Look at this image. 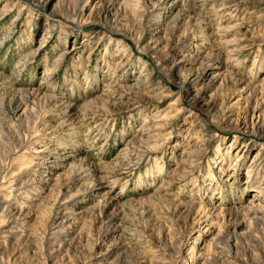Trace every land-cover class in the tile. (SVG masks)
<instances>
[{"label": "rangeland", "instance_id": "rangeland-1", "mask_svg": "<svg viewBox=\"0 0 264 264\" xmlns=\"http://www.w3.org/2000/svg\"><path fill=\"white\" fill-rule=\"evenodd\" d=\"M254 124L264 0H0V202L29 216H13L0 262L16 251L17 264H151L152 246L164 264L203 261L230 237L244 257L264 234ZM60 190L48 257L35 239ZM188 206L202 217L193 228Z\"/></svg>", "mask_w": 264, "mask_h": 264}, {"label": "bare ground", "instance_id": "bare-ground-1", "mask_svg": "<svg viewBox=\"0 0 264 264\" xmlns=\"http://www.w3.org/2000/svg\"><path fill=\"white\" fill-rule=\"evenodd\" d=\"M37 1L38 2H42L43 0H37ZM240 1L241 0H224L225 3L227 2V3H231V4L232 3L237 4V2H240ZM76 15H77V13L75 12L74 16H76ZM158 16H159V14H158ZM149 47H150L149 50H151L153 52H158V49H157L158 47L157 46H153V47L149 46ZM159 60H160L159 63H161V64L166 63V57L159 56ZM192 78L193 77H190L188 79V82L193 83L195 81V78H193V79ZM236 81H237V84H241L243 82L242 80H238V79ZM134 85L136 86V91H135L136 92V96L139 97L142 100V98L144 97L143 91L145 89H147V88H150V85L147 82H145V81H143L141 83H135ZM244 87H246V85H244ZM253 93L254 94H258L256 89H253ZM165 97H167V96L160 97L161 102H163L162 100L165 99ZM259 110H260V106L258 104H256L253 107L252 113L256 114ZM252 122H254V121H252ZM254 126L259 128L258 130H262L264 128V124H262V125H257V124L255 125L254 124ZM203 144H205V142H203L202 145ZM13 153H15V152H13L12 150L9 149V151H7L6 155L4 157H2V160L6 161V160L11 159ZM7 164H8V161H7L6 164H1V166H0V170H1L0 174L2 173V171L4 169V166H6ZM250 165H252V166H250L248 168V179L250 177H252V175L254 174V170H255L254 169L255 168L254 167L255 166L254 161L251 162ZM263 178H262V181L264 180ZM262 183H261V185H258L256 187L259 190L258 191L259 195H257L258 204L252 203L251 206L252 205H253V207L256 206V208H255L256 212L263 213L262 217H264V195H261L262 193H264L263 192L264 189L262 188ZM62 192L63 191L60 190L58 192V195H55L54 199H52L50 204L48 205L47 210H49L50 215L48 216L47 219L45 218L46 219L45 220V223H46L45 225L47 227H45V230H44L43 234H41L40 237L36 236L37 238L35 239L36 243H37L36 245H38V247H40L42 249L43 253L46 256H48V257L50 256L51 253L47 254V252H46L47 249H45V248L46 247L48 248V246L50 247V245H51L50 242L53 241V240L54 241L56 240V237L59 235V233H61V227L63 226V224H62L63 220H61L62 219V214L60 212V210L62 208V205H61L62 201L61 200H63L62 196L64 195V194L61 195ZM186 211H187V215H189L190 218H191L190 221L193 224L192 228L195 225H197V224L199 225L200 222H201L202 217H198V215H197L198 212L194 211V207L193 206H188ZM13 216L15 217L16 220H18V221L24 220V222H26L27 217H29L27 212H25L23 214L22 209H20V211L16 212V211H14L12 209L10 210L9 208H6V206H4V204H3V202H0V218L3 219L2 222H0V234L3 233V235L0 236V239H3V243H5L4 245H6V243L14 236V234H17L16 226L12 225L13 223L11 222L12 218H14ZM252 236L253 235H251L252 240L250 241V243L247 244V246L245 248L244 257L234 256V254L232 252V248H233V245H234L236 239H235V237H230L226 250H221V249H220L221 251L216 250V243H214L213 244L214 245V252L212 254H210L208 258L206 257L205 259H203V261L196 260L195 253H192V255L189 256L188 260L187 259L181 260L180 259L181 257H179V255H178V256H175L174 258H172L173 260L170 263L171 264H197L199 262L198 264H263L264 263V234H261V236H259L257 234L254 235L253 237ZM198 240H199V238L196 239L195 241H198ZM196 243L197 242H195V245H196ZM11 245L8 244V245L4 246V248H9ZM150 246H152V245H150ZM153 248H155V247L152 246L149 249H147L145 247L143 248L144 253L146 255L155 256L156 257V258H154V260L153 259L149 260V261H151V264H159V263L161 264V263H163L162 258L160 256H158V255H162V254H157V250L153 249ZM179 252L180 251H178V249H177V251L174 252V253L178 254ZM15 253H16V251L13 252L10 256H6V262H2V260H1L0 264H17V262H16L17 258H14L15 257ZM258 254L260 255V258L255 259L258 256ZM143 257H145V256H143ZM146 258H148V256H146ZM0 259H2V258H0Z\"/></svg>", "mask_w": 264, "mask_h": 264}]
</instances>
